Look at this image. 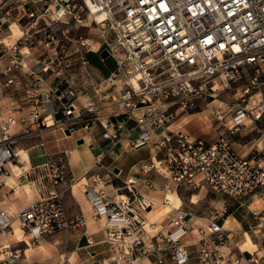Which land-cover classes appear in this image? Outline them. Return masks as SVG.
Here are the masks:
<instances>
[{
	"label": "built area",
	"instance_id": "1",
	"mask_svg": "<svg viewBox=\"0 0 264 264\" xmlns=\"http://www.w3.org/2000/svg\"><path fill=\"white\" fill-rule=\"evenodd\" d=\"M37 1H44L42 6L46 2ZM9 2L0 3V13L6 17L10 16L9 9H5ZM97 2L94 10L86 0H57L51 15L56 16L54 21L68 16L80 26L95 27L101 42L96 51L105 44L104 49L115 62L114 70L102 78L108 87H113L115 94L101 95L99 99L100 102L111 99V102L97 106L91 101L78 108L76 102L80 98L71 89L68 80L62 79L63 86L42 94L47 106L44 114L40 105H33L29 118L21 117L17 121L9 115L0 119V173L4 162L17 158L13 145L25 135L35 133L40 136L50 128L65 133L67 129L74 131V127L82 123L81 128L86 134L92 128H99L101 139L109 140L113 146L122 139L130 149L147 145L154 133L158 137L156 148L161 154L158 162L151 158L149 162L140 163L139 168L145 174L151 171L164 174L176 186L203 187L228 195L240 203L249 196H264V133H260L253 140L254 144L242 153L236 152L229 140V135L238 134L248 119L260 121L264 118V97L254 94L257 99L253 98L249 106L253 96L246 98L251 89L259 88L264 75V0ZM28 14L34 17V13ZM80 44L91 50L88 41L82 40ZM79 60L85 72L83 74L93 81L85 56L79 55ZM246 68L254 71L248 78V86L243 89L245 97H241V103L247 104H234L233 123L225 125L223 130L228 136L221 134L215 142L206 143L170 128L178 110L191 111L200 100L207 103L213 101L219 92L230 89ZM7 70L10 69H0V73L5 74ZM121 77L125 80L121 81ZM111 105H116L118 111L110 109L104 113V109ZM216 112L218 120L223 119L220 111ZM128 119L136 123L135 137L131 136V128H125ZM16 122L22 126L21 129L10 131ZM22 122L26 123L22 125ZM27 127L31 129H25ZM157 130H161L160 135L155 133ZM103 156V153L96 156L95 165L113 173L112 169L102 164ZM31 173L30 183L35 187L37 197L14 217L0 209V235L13 233L14 219H18L22 230L33 241L86 225L83 215L70 217L67 214L60 193L54 189L57 185L72 182L62 158H48L44 165L32 169ZM92 182L96 187L91 185ZM102 183L103 179L94 174L83 183L89 187L84 192L92 204L93 218L99 219L106 214L105 236L112 245H118L116 242L120 236L129 234L134 223L139 221L140 209L146 214L152 206L145 197L139 200L134 194L137 203L135 206L130 204L134 182L128 179L123 189L131 196L116 191L108 197L99 188ZM119 194L125 198H119ZM99 204H102L103 210ZM171 210L166 216L167 229L161 240L173 245V264H186L190 256L188 247L200 242L203 247L199 248V264H205L212 257L214 264H228L222 248L226 241L234 238L236 231L226 229L219 217L214 215L205 224L198 225L197 232L193 233L186 220V212L175 207L173 212ZM260 226L264 227V224L259 223ZM123 241L128 242L124 245V253L129 258L118 253L115 257L118 264H139L140 260L132 256L129 249L141 239L133 234ZM87 243L91 244L88 240ZM150 247L148 244V249ZM24 258L21 247L11 243L0 244V264H23Z\"/></svg>",
	"mask_w": 264,
	"mask_h": 264
},
{
	"label": "rangeland",
	"instance_id": "2",
	"mask_svg": "<svg viewBox=\"0 0 264 264\" xmlns=\"http://www.w3.org/2000/svg\"><path fill=\"white\" fill-rule=\"evenodd\" d=\"M4 1H10L5 9H9L11 18H9L10 16L6 17L5 14L1 15L0 13V69L4 71V69L9 68L10 70H7L5 74L0 73V119L9 115L14 116L17 121H19L21 117L29 118L30 109L33 105H40V110L43 109L44 111L42 113L44 114L45 111H47V106L45 107L44 99L42 98L43 95L46 92L50 93L53 89L59 87V85L63 86L64 82L62 79L68 80L71 89L76 91L77 94H75L80 98V100L76 102L78 108H82V105H86L87 102L91 101H94L97 106L111 102V99L107 101L102 100L101 102L99 99L101 95L110 94L112 96L115 94L113 87H108L107 83L102 81L100 74L98 75L97 73L91 72L93 81L88 79L84 75L85 72L81 68L79 60V55H84L88 63L93 67H97L100 72L106 71L107 68L110 69L109 65L98 63L93 54H88L95 52L97 55H100V52L105 46V44L101 45L96 51L98 44L101 42L95 27L80 26L76 23L74 18L68 16H63L58 18L57 21H54L56 16H52L51 14L54 11L57 0H46L43 6L42 4L44 1L39 2L37 0H0V3ZM49 8L50 12H48ZM31 12L34 13V17L28 14ZM15 24L18 25L21 31L18 35H16L18 32L17 28L16 31L13 29V32L10 28L11 25ZM82 40L88 41L91 50H87L80 44ZM26 50L27 53H25ZM59 72L61 75L57 76L56 74H59ZM253 72L254 71L249 68L242 70L239 79L231 85V88L219 92L213 101L210 100L209 103H207V101L200 100L198 101V106L194 110H178V114L176 113L177 115L173 117L171 123L173 126L171 129L175 131L179 128L187 137L203 140L206 143L215 142L221 134L228 136L226 132H223L225 129L224 127L225 125L229 126L233 123L231 122V116L236 108L234 104L241 103V97H245V95H243V89L248 86V78L253 75ZM262 74H264V72H262ZM120 79L121 81L125 80V77H121ZM261 83L258 89H251L250 92L246 94V98L254 94H259L264 97V75H262ZM37 98L39 101H37ZM253 98L257 99V95L250 98L248 106L253 102ZM215 100H219L221 103L214 102ZM246 104L247 102H243L242 105L244 106ZM228 107H232V109ZM110 109L118 111L116 105H111L104 109V113L109 112ZM216 111H220L219 114L223 116V119L218 120ZM93 115L94 114H92V117ZM24 123L26 122H22V125H24ZM81 124L82 123L76 125L74 130L77 128L86 134L85 130L81 128ZM21 127L22 126L16 122V125L12 127L10 131L19 130ZM135 127L136 123L133 120L128 119L126 121L125 128H131L134 131ZM25 129L31 128L27 127ZM48 130L52 131L53 128L46 129L44 132ZM155 133H159L160 135L161 130H157ZM260 133H264V118L260 121H250L248 119L240 128L238 134L233 136L229 135V140L233 149L236 152L242 153V151L254 144L253 140H255ZM38 137L40 136L35 135V133L25 135L18 142L14 143L13 146L15 151L16 149H23L24 147L30 146L33 143L32 140ZM156 139H158V137L152 136L147 145L150 143L153 147H156ZM156 149L160 155V149ZM121 157L122 156L115 158L105 153L101 162L107 169H112L113 172L114 168L120 170V167H123V164L120 163ZM149 159L147 161H140L139 165L142 162H149ZM10 162L19 164L16 158L15 162ZM139 165V174L137 176L134 174L136 179H134L135 183L133 184L132 196L123 189L127 177L122 180L118 178L120 171H118L117 174L109 173L104 167H101L104 169L105 173L102 176L99 174L97 175H99L103 181L106 176H109L110 179L114 178L120 180V187L116 188L115 192L120 191L126 194V196H131V205L133 203L135 206L137 200H142L144 195L159 198L163 197L164 193L162 191H164V188L174 190L180 198L179 200L181 203L179 201L173 204L169 203V207H167V204L158 206L157 208L153 207V209L156 208L157 211L152 212L150 215L147 213L145 214V212L140 209L141 216L139 215V221L134 223L132 231L129 234H125L124 237L120 236L119 241L116 242L118 245H112V242H109L105 234L102 236L105 241L103 248L106 251L104 254L100 253L95 256L93 255L94 257L92 260L90 259L89 264H118L116 261L118 253L129 258L128 254L124 253V245L128 242L123 240L131 237L133 234L136 235V238L141 239V241L133 245V248L129 250L132 256L140 260L139 264H173V255H171V250L173 249L171 246L173 245L170 246L161 240L162 236L166 233V216L168 214L167 212L171 210L170 207L173 209L175 207L186 212V220L190 228L191 226L193 227L191 222L192 219L193 221L202 222L204 219L207 220L216 215L224 225L225 221L228 220L226 228L228 227L230 230L236 231L237 234L231 241L228 240L225 242L222 249L227 257L224 256V260L227 261L228 264L230 262H234L233 264H264V227H259V223L264 224V201H262V203L258 201V199L264 198V196H249L240 203L228 195L214 193L203 187H196L193 189L184 185L176 186L164 174H157L153 171L147 174L143 173ZM20 175L23 176L22 173H20ZM91 176L93 175H90V177ZM23 180L22 184H25L26 180L24 176ZM74 182L75 181L71 183L68 182V188L71 189ZM146 182L148 185H146ZM80 189L82 188L80 187ZM26 190L27 192L29 191L28 188H26ZM157 190L161 191V193H156ZM133 194L138 199H135ZM146 200H148V198ZM191 200L193 203L190 202ZM254 200L258 201V203L255 204L256 208L248 210L247 205ZM173 209L171 212H173ZM229 210L232 211L229 212ZM149 211H151V209H149L148 212ZM145 215L147 217V223L146 218H144ZM150 221L156 222L159 225L154 229L152 227V229L144 228ZM105 222L106 219L104 218L101 222L102 224L104 223V229ZM203 222L205 223V221ZM145 229H147L148 233L144 232L146 231ZM70 231L73 230L71 229ZM244 232L249 234L253 245L255 244L257 246V252L244 251L238 247V241L243 239ZM76 241L74 236H68V264H83L81 260L85 257L80 254L81 250H77L78 255L74 253L77 247ZM29 242L33 250L36 249L34 246L39 244L37 240L33 241L29 239ZM148 244L151 245L149 249ZM119 245H121V247ZM21 246L27 247L25 244ZM158 246H160V248H158ZM202 247L203 244L201 242L188 247L190 256L186 264H189L188 262L191 257H194L195 264H199V248ZM209 247L211 249L213 248L211 244H209ZM89 249L91 248H87L86 250ZM85 256L87 257V255ZM24 260L27 261L26 258H24ZM84 263L87 264L85 261ZM214 263L212 257V259L205 264Z\"/></svg>",
	"mask_w": 264,
	"mask_h": 264
},
{
	"label": "crops",
	"instance_id": "3",
	"mask_svg": "<svg viewBox=\"0 0 264 264\" xmlns=\"http://www.w3.org/2000/svg\"><path fill=\"white\" fill-rule=\"evenodd\" d=\"M25 53H27V50ZM92 53L98 63L106 64L110 67V69L107 68L106 71L100 72L97 67H93L89 64L92 68V72L98 75L100 74L102 78L107 77L110 72L114 70L115 62L109 57L102 58L100 55H97V53ZM136 135L137 130H134L131 136L135 137ZM153 135L155 136V134ZM78 139H83V143L77 144L76 141ZM32 141L33 143L30 146L24 147L23 149H16V159L20 165L15 163V165H12L8 163L10 161L3 163V169L0 173V209H3L10 217H14L26 204L37 197L36 189L30 183V179L33 176L31 173L32 169L44 165L48 161V158L54 160L62 158L67 165L68 177L76 182L71 186V189L68 188V184L57 185L54 189L60 193L67 214L70 217L83 215L86 225L84 227H78L76 230L73 229V231H70L71 229H66L54 235L39 238L37 240L39 244L34 246V248H36L35 250L31 248L29 242L31 236L26 234L20 225H18L21 230L20 235H0V244L11 243L21 247L27 260L25 261L23 259V264H68V236L71 235L77 240V247L74 253L78 255L77 250H81L80 254L85 257L81 260L82 263L85 264V261L89 264L90 259L92 260L95 255L100 253L104 254L106 251L103 248L105 241L102 238L105 234L104 223H101L104 218H93L92 215L94 210L92 204L88 201L84 192L85 189H89V187L83 185L90 175L99 174L102 176L105 173L103 168L95 165L96 156L99 153H108L115 158L122 156L120 163L123 164V167L121 168L118 165L120 167V175L118 178L122 180L125 177L128 178L131 176L133 181H135L134 179L136 178L134 174L137 176L140 172L138 171L139 162L147 161L151 157L152 159L155 157L159 159L160 155L156 147H153L150 143L138 149H130L126 146L125 141L121 139L116 146H113L109 140L99 137V131L96 128H92L88 134H84L83 131L76 128L73 132L70 131L69 135L63 133L59 129H53L52 131L48 130L47 132L41 133L40 137ZM1 157L0 155V158ZM20 173L23 174L26 180L25 184H22L24 180ZM119 183L121 184L120 180L114 178L110 179L109 176H106L99 188L104 191L106 196H112L115 193V189L120 187ZM91 185L96 187L93 182ZM80 187L82 189H80ZM26 188L29 189L28 192ZM258 201L262 203V201ZM258 201H252L248 205L249 208L258 203ZM14 221H16V219L12 221V227ZM227 222L228 220L225 221V227L228 225ZM227 229L229 228L227 227ZM87 240L91 242L90 245L87 243ZM23 244L27 247H22L21 245ZM238 247L241 250L249 252L256 249V245H253V243L252 245H247L244 238L238 241ZM87 248L91 249L86 250ZM257 250L258 249H256L255 252H257ZM85 255H87V257ZM194 260V257H191L188 263L195 264Z\"/></svg>",
	"mask_w": 264,
	"mask_h": 264
},
{
	"label": "bare ground",
	"instance_id": "4",
	"mask_svg": "<svg viewBox=\"0 0 264 264\" xmlns=\"http://www.w3.org/2000/svg\"><path fill=\"white\" fill-rule=\"evenodd\" d=\"M86 2L88 3V5L92 8V9H96L97 8V6H98V2H97V0H86ZM10 28H11V31L13 32L14 30L16 31V28H17V30H18V32L16 33V35H18L19 33H21V31H20V29H19V27H18V25L17 24H15V25H11L10 26ZM14 29V30H13ZM135 82V81H134ZM214 102H219V103H221L219 100H215ZM173 125H171L170 126V128L172 127ZM12 128V127H11ZM11 130V129H10ZM175 131H178V132H181L182 130L181 129H176ZM183 132V131H182ZM184 133V132H183ZM154 134V133H153ZM153 153H154V151H153ZM154 161L155 162H158L159 161V159H156V157L154 158ZM8 163H11L12 165H15L14 163H12V162H8ZM130 182H134L135 183V181H133V179H132V177L130 176V177H128L127 178ZM76 182V181H75ZM74 182V183H75ZM164 191H162L164 194H163V197H152V196H149V195H144V197H146V199L148 198V200H149V202H150V205H152V207H151V211H147L146 213L147 214H151L152 212H155L156 211V208L158 207V206H163V205H166L167 204V207H169L170 206V204H173L174 202L176 203V202H179L180 200V198L177 196V193L174 191V190H168V189H166V188H164L163 189ZM173 191V192H172ZM156 193H161V191H159V190H157L156 191ZM119 195H121V194H119ZM93 196V195H92ZM119 198H125L123 195H121V196H119ZM262 199H264V198H260V199H258V200H260V201H264V200H262ZM191 203H193V201L191 200L190 201ZM170 203V204H169ZM180 203H181V201H180ZM100 205V209L101 210H103V206H102V204H99ZM153 207H156L155 209H153ZM166 208V207H165ZM170 208H172V207H170ZM247 208L249 209V210H252V209H255L256 207H255V204L253 205V206H250V208H249V206L247 205ZM170 211V210H169ZM169 211L167 212V213H169ZM104 214H105V212H104ZM106 215V214H105ZM104 215V217L103 218H105L106 216ZM154 215H156V214H154ZM145 217H146V215H145ZM203 221H205L206 222V220L204 219ZM198 222V221H193V219L191 220V222H192V224H193V227H192V229H193V233H196L197 232V225L198 224H203L204 222ZM146 223H147V217H146ZM205 224V223H204ZM18 225H20L19 224V221H18V219H16V221H14L13 222V227H14V231H13V233L11 234V235H20V233H21V230H20V227H18ZM157 225H159V224H157L156 222H153V221H150L149 222V224H147V226H146V228L148 229H154V228H156L157 227ZM152 227V228H151ZM224 227H225V225H224ZM226 228V227H225ZM227 229V228H226ZM154 232V231H153ZM243 234V233H242ZM244 240H245V243H247V245L248 244H251L252 245V240H251V238H250V236H249V234L247 233V232H245L244 233ZM255 245V244H254ZM252 247V246H251ZM250 248V247H249ZM254 248V247H253ZM256 249H257V246H256ZM256 249L254 250V251H251V252H255L256 251Z\"/></svg>",
	"mask_w": 264,
	"mask_h": 264
},
{
	"label": "water",
	"instance_id": "5",
	"mask_svg": "<svg viewBox=\"0 0 264 264\" xmlns=\"http://www.w3.org/2000/svg\"><path fill=\"white\" fill-rule=\"evenodd\" d=\"M100 56H101L102 58H107V57H108V53H107V51H106L105 49H103V50L100 52ZM56 94H58V92H56ZM55 118L57 119L58 116L56 115ZM65 133H66L67 135H69V134H70V130H66ZM76 143H77V144H82V143H83V139H78V140L76 141ZM118 171H119L118 168H114V169H113V173H115V174H117ZM231 211H232V210H229V212H231Z\"/></svg>",
	"mask_w": 264,
	"mask_h": 264
},
{
	"label": "trees",
	"instance_id": "6",
	"mask_svg": "<svg viewBox=\"0 0 264 264\" xmlns=\"http://www.w3.org/2000/svg\"><path fill=\"white\" fill-rule=\"evenodd\" d=\"M88 54H93V53H88ZM86 58V57H85ZM87 60V59H86ZM88 61V60H87ZM96 66V65H95Z\"/></svg>",
	"mask_w": 264,
	"mask_h": 264
}]
</instances>
